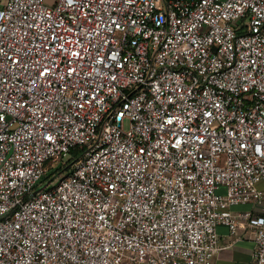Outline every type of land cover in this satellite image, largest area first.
<instances>
[{"label":"built area","instance_id":"obj_1","mask_svg":"<svg viewBox=\"0 0 264 264\" xmlns=\"http://www.w3.org/2000/svg\"><path fill=\"white\" fill-rule=\"evenodd\" d=\"M3 1L0 264H264V0Z\"/></svg>","mask_w":264,"mask_h":264},{"label":"crops","instance_id":"obj_2","mask_svg":"<svg viewBox=\"0 0 264 264\" xmlns=\"http://www.w3.org/2000/svg\"><path fill=\"white\" fill-rule=\"evenodd\" d=\"M8 0H4L6 4ZM219 193L225 194L221 188ZM253 204H242L232 207L234 213L253 212ZM220 251L214 258L213 264H251L255 252V234L249 225L243 226L236 235L231 234L227 226H218Z\"/></svg>","mask_w":264,"mask_h":264},{"label":"trees","instance_id":"obj_3","mask_svg":"<svg viewBox=\"0 0 264 264\" xmlns=\"http://www.w3.org/2000/svg\"><path fill=\"white\" fill-rule=\"evenodd\" d=\"M76 158H77V156H75L74 157V159H72V161L70 162V163H72V162H74L75 160H76ZM63 169L64 168H59L58 170H56V171H54V172H52V173H48L46 176H45V178L43 179V183H46V182H48L50 179H52L56 174H58V173H60L61 171H63Z\"/></svg>","mask_w":264,"mask_h":264},{"label":"rangeland","instance_id":"obj_4","mask_svg":"<svg viewBox=\"0 0 264 264\" xmlns=\"http://www.w3.org/2000/svg\"><path fill=\"white\" fill-rule=\"evenodd\" d=\"M46 4L50 5V6H53V0H46ZM125 127H126V129H128L129 128V124L126 123Z\"/></svg>","mask_w":264,"mask_h":264},{"label":"water","instance_id":"obj_5","mask_svg":"<svg viewBox=\"0 0 264 264\" xmlns=\"http://www.w3.org/2000/svg\"><path fill=\"white\" fill-rule=\"evenodd\" d=\"M39 190H40V189H39ZM39 190H38V191H39ZM38 191H37V192H38Z\"/></svg>","mask_w":264,"mask_h":264}]
</instances>
